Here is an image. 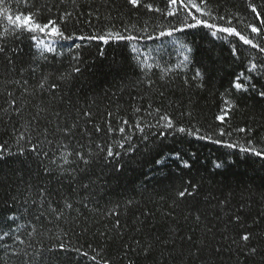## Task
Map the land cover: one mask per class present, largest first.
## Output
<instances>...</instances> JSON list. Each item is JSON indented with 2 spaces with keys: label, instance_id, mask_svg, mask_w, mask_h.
I'll list each match as a JSON object with an SVG mask.
<instances>
[{
  "label": "trees",
  "instance_id": "1",
  "mask_svg": "<svg viewBox=\"0 0 264 264\" xmlns=\"http://www.w3.org/2000/svg\"><path fill=\"white\" fill-rule=\"evenodd\" d=\"M145 2L161 9L167 5V0ZM248 2L212 0L213 14L231 18V26L248 34L247 24L259 25L247 8ZM252 2L258 7L264 5V0ZM38 3L51 7V12L45 9L40 22L57 19L65 11L72 13L67 23L59 25L66 35L112 31L139 39H109L107 44L99 40L58 39L51 46L53 51L48 52L25 32L6 45L15 67L7 74L0 73V107L9 108L7 92L11 91L22 114L11 108L8 113L0 112V151L5 155L0 160V234L9 231L10 225L13 234L19 235L25 244H14L12 238L5 237L0 241L4 245L0 246V264H21V258L11 255L21 247L32 252L61 243L69 251L58 252L60 264H104V260H110L111 264H153V261L193 264L188 256L192 248L186 239L189 235L194 241L205 239L211 248L224 247L222 254L215 256L210 264H238V261L244 264L242 256L227 250L229 242L222 235L228 217L239 211L242 204L248 223L257 220L255 230H264L261 215L264 159L241 153L239 147L229 149L164 128L159 116L167 114L177 127L199 128L201 134L245 147L252 134L235 129L251 128L254 146L264 149V100L258 95L264 90V69L247 71L250 62H264V53L223 33L214 38L203 28L159 37L161 30L173 24L179 26L177 19L161 12L149 13L142 7L133 10L126 0H75V3L38 0ZM6 6L13 16L20 9L14 2ZM215 23L225 25L226 21ZM6 26V20L0 16V32ZM143 28L147 32L140 31ZM149 35L153 39H148ZM229 39L232 45L228 44ZM255 42L264 45V38ZM182 43L193 47L194 54L186 52ZM233 45L239 49L235 57L231 52ZM13 47L15 52L11 51ZM185 55L189 57L186 63ZM74 67L80 71L73 72ZM32 68L36 71L32 72ZM198 68L205 75L202 81H192ZM241 72L252 76L255 90L248 87L247 91L237 92L231 87ZM61 73L68 76L67 81L55 79ZM48 74H51L49 83L58 85L55 95L51 91L25 93L26 87L31 92ZM185 79L190 84L186 85ZM8 80L19 83H7ZM198 82L201 87L195 86ZM41 100L49 106V111L35 120V105ZM226 100L231 107L225 104ZM222 109L227 111L224 123L215 119ZM83 111H91V119L83 117ZM56 112L60 113L59 117L55 116ZM110 112L112 116L108 115ZM121 119L129 121L123 134L118 130ZM29 121L31 124L26 128ZM74 123L77 126L68 137L57 131L65 124ZM37 124L39 128L34 130ZM94 125L104 131L96 133ZM109 125L114 132L107 133ZM221 128L231 134L215 136ZM161 131L164 136L158 135ZM20 136L24 139L18 140ZM97 145L112 146L120 155L93 164L83 174L72 172L75 165H63L72 172L71 177L58 171L44 172L46 166L56 167L49 162L58 160L61 153L99 152ZM158 154L164 159L162 165L153 162L160 158ZM184 161L189 163V168L182 167ZM217 162H222L224 167L215 168ZM189 180L200 185L198 196L188 204L175 207V190ZM83 184L88 187H82ZM45 189L43 196L38 195ZM220 201L227 203L220 205ZM66 203L72 207L66 208ZM49 205L63 212L62 218L57 219L59 212L50 213ZM10 215L16 217L15 223L7 220ZM196 215L201 217L199 222ZM117 220L118 229L113 227ZM17 226H20L18 231ZM33 228L36 232L29 237L27 233ZM169 228L176 229L175 235L169 233ZM137 241L152 242L153 255L145 259L138 251ZM73 249L88 255H80ZM92 256L96 261L90 259Z\"/></svg>",
  "mask_w": 264,
  "mask_h": 264
},
{
  "label": "snow or ice",
  "instance_id": "2",
  "mask_svg": "<svg viewBox=\"0 0 264 264\" xmlns=\"http://www.w3.org/2000/svg\"><path fill=\"white\" fill-rule=\"evenodd\" d=\"M10 2H14L20 5V9L15 16H13L12 11L6 5ZM63 3V0H60ZM75 3V0H73ZM126 4L131 7L133 10H138L141 7L146 9L147 12H161L168 17H175L177 19L178 25L173 24L167 28V30H161L159 32V37H172L175 33H184L186 34L188 30H195L198 28L208 29L210 35L212 37H218L219 33L225 34L227 37H235L242 43V45L249 46L252 49H256L259 53H264V45H261L258 42H255L257 38H264V5L260 7L257 6L256 3L249 0L247 4V8L253 14L255 20L259 21V25L255 23H249L246 25V28L249 30L248 34H243L241 31L237 30V28L231 26L232 21L231 18L226 17L224 15H214L213 14V4L212 0H167V5L164 9L157 8L154 6V3L145 2V0H126ZM219 5H217L218 7ZM23 9H27L24 11ZM45 9L48 12H51V7H49L46 3L39 4L38 0H0V16H2L6 22L7 26L0 32V73L7 74L11 72V70L15 67L13 59L8 55L9 49L6 47L8 43L12 40H15L22 36L25 32L31 34L30 39L37 45L44 44L45 40L49 42V46L44 49V51L51 52L53 51L50 46L51 43H55L56 40H87L94 41L99 40L103 41L105 44L109 42V39L115 40H127L133 41L139 39V37L135 35H123L120 32H112L108 31L106 33H96L90 34L87 36L80 35H66L62 28L59 26L61 23H67L72 13L67 11L63 12L57 19H46V22H40L39 18L44 13ZM207 17V19H205ZM99 18V17H97ZM216 20L226 21L225 25H220L215 23ZM140 31L147 32V28H143ZM39 34V35H38ZM148 39H153L151 35L147 37ZM228 44L232 45L233 42L231 39L228 40ZM181 47L186 50L188 53L195 52L193 47H189L188 44H181ZM12 52H15L16 49L13 47L11 49ZM232 55L238 56L239 49L233 45L231 48ZM185 63L188 62L189 57L185 55L184 57ZM264 69V62L262 63H253L250 62V67L247 69L248 73H253L256 71H260ZM32 72H35L36 69H30ZM73 72H79L78 67H74L72 69ZM205 72L201 71L199 68L195 71L192 81H202ZM51 74L43 76V78L38 82L35 88L29 92L27 87L25 88V93L28 95H35L37 92L51 91L53 95H55V90L58 85L53 82L49 83V78ZM60 81H67L68 76L61 73L55 77ZM163 79V77H161ZM252 76L246 75L244 72H241L237 75L232 82L231 87L234 88L237 92H244L248 90V87H251L255 90V84L252 83ZM7 83H19V81H6ZM184 83L190 84V81L185 79ZM196 87H201V83H196ZM8 97L10 98L9 108L15 111L18 114H22L20 108L17 106V101L13 98V93L11 91L7 92ZM259 97L264 100V90H260L258 92ZM225 104L231 107L230 101H225ZM36 112L33 115V119L39 120L41 115L47 113L49 111V106L41 100L40 104H36ZM9 108L0 107V112L8 113ZM139 111V109H136ZM222 114L217 115L215 119L221 123H224L227 116V111L222 109ZM157 114H159V109H157ZM83 117H88L91 119L92 113L91 111H83L81 112ZM109 116L113 114L108 113ZM191 116V113H188ZM56 117L60 116L59 112L55 113ZM159 119L164 122L163 127L167 129L175 130L179 133H187L188 135H195L196 138L201 140H208L212 143L223 145L226 148L234 149L239 147V151L245 154H251L253 156L264 159V149H257L253 143V130L251 128H238L235 129L237 132L252 134L249 135L248 140L246 141L247 146L237 145L234 143H225L222 139L213 138V135L201 134V130L199 128L188 129L186 127L180 126L177 127L176 123L172 118H170L167 114L160 115ZM129 121L127 119H121L119 127V132L123 134L125 132V127L128 125ZM31 124L29 121L25 127L27 128ZM77 125L74 123L71 126L65 124L63 128H58L57 131L62 132L65 137H68L73 128ZM94 131L96 133H101L104 131L100 126L94 125ZM137 127H140L137 125ZM39 128V124L34 126V130ZM143 131V129H140ZM115 129L109 125L107 128V133L114 132ZM39 134V133H38ZM231 133L226 132L223 128L219 130V132L214 133L217 137H224L226 135H230ZM159 136H164L165 133L163 131L158 133ZM19 139H24L23 136L18 137ZM127 139V138H125ZM116 143H119L118 141ZM120 147H123L121 144ZM99 152H88L84 153L82 151L76 150L71 153H61L58 160L62 161L58 163L57 159H51L50 165H55V168L52 167H44L45 173H52L58 171L62 176L68 175L72 176V172H80L85 173L87 170L95 163L99 161H106L108 158H112L114 156H119L120 153L114 152L112 146L101 147L97 145ZM32 151H36V148H33ZM101 153H106L105 155H101ZM11 155V154H9ZM69 156H72L74 159L69 160ZM160 158H155L154 163L156 165H162L164 163V159L160 154H158ZM5 155L2 151H0V160L4 159ZM63 165H75L72 168V172H69L68 168L63 167ZM215 168L220 169L223 168L224 165L222 162H217L213 165ZM183 168H189L190 165L187 161H184L182 164ZM119 168H116V171H119ZM82 187L87 188V184H83ZM200 191V185L189 180L186 183H182L180 187H178L174 192V200L173 205L175 207H180L181 204H188L190 200H194ZM46 193V189L42 190L38 193V195L43 196ZM35 203V201H34ZM131 204L132 202L129 201ZM226 201H220V205H225ZM66 208H71V203H66ZM245 206L242 204L240 206V210L229 216L224 225V234L222 235V239L228 241V251H235L238 256H242L244 258V264H264V230L256 231L255 227L258 225L257 220H253L251 224L248 223L246 217L243 215ZM39 211V209H37ZM50 213L59 212L57 219L62 218L63 212H60L59 209H52L51 206H48L47 209ZM43 215V212L40 213ZM264 216V213L261 214ZM195 219L197 222L200 221V215H196ZM7 220L15 223V216H8ZM20 226H17V231ZM118 229L120 227L119 220L116 221V224L113 226ZM139 231V229H137ZM211 231V230H209ZM33 232H36V229L33 228L31 232H28L27 235L29 237L32 236ZM176 229L169 228V233L171 235H175ZM231 232V235H229ZM5 237H10L13 239L14 244L24 245L25 240L21 239L19 235H14L11 226L9 225V231L2 232L0 234V241H3ZM181 239H184L183 237ZM187 241L192 244V248L188 250V256L193 260V264H196L197 261L200 264H210V261L215 257L222 254L225 250L222 245H219L215 248H211L208 243H206L205 239H200L199 241H194L192 236L189 235L186 237ZM159 241V237H157ZM161 243H169V241H160ZM172 244L175 243V240L171 241ZM137 244L140 245L139 252L143 254L145 259H148L153 255L154 244L150 241H145L141 243L137 241ZM4 246V245H0ZM234 246V248L232 247ZM6 247V246H5ZM31 247V245H29ZM127 247V246H126ZM69 251L67 245L61 243L59 245L53 246L47 249H35L32 252H28L27 249L21 247L19 251H12L11 255L15 257L21 258V264H34V262H38V264H60V259L58 256V252H67ZM73 251L77 252L80 255L87 256L86 252H80L79 249H73ZM207 253V255H205ZM26 257V259H25ZM257 258H259L257 262ZM91 260L96 261V257H90ZM104 264H111L110 260H104ZM153 264H156L153 261ZM239 264V261H238Z\"/></svg>",
  "mask_w": 264,
  "mask_h": 264
},
{
  "label": "rangeland",
  "instance_id": "3",
  "mask_svg": "<svg viewBox=\"0 0 264 264\" xmlns=\"http://www.w3.org/2000/svg\"><path fill=\"white\" fill-rule=\"evenodd\" d=\"M49 44V42H47Z\"/></svg>",
  "mask_w": 264,
  "mask_h": 264
}]
</instances>
